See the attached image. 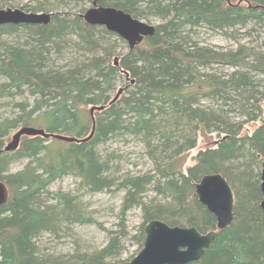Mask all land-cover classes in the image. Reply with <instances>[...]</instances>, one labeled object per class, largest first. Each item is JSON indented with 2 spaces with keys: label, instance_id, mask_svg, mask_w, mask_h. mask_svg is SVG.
Listing matches in <instances>:
<instances>
[{
  "label": "trees",
  "instance_id": "1",
  "mask_svg": "<svg viewBox=\"0 0 264 264\" xmlns=\"http://www.w3.org/2000/svg\"><path fill=\"white\" fill-rule=\"evenodd\" d=\"M97 4L160 23L153 36L133 49L104 26L88 23L85 7L67 9L69 0H27L21 6L27 12H51L48 24L0 25V108L12 112L0 111V180L9 189L8 201L0 206V264H107L119 259L127 236L124 214L137 206L143 222L133 238L141 247L146 224L158 218L196 226L202 233L218 231L202 259L187 264H264V40L219 48L196 37L207 28L232 36L245 30L264 39V0ZM6 35L15 38L5 41ZM111 36L125 42L126 50H117ZM120 81L126 85L113 100ZM26 93L33 97L31 107L25 98L16 100ZM94 105L104 108L94 111L89 140L25 135L16 150H3L11 130L36 118L41 120L37 127L48 132L87 137L93 118L84 110ZM200 131L224 137L199 150L184 169L180 157L197 146ZM127 139L144 144L153 169L124 171V155L111 142ZM23 160V169L11 172ZM208 173H221L234 192V219L225 229L217 228L215 215L196 193V184ZM64 176L79 180L77 192L52 188ZM105 191L125 192L120 230L111 232L100 249L81 250L75 241L74 251L53 252L47 242L73 237L76 227L95 222L83 198Z\"/></svg>",
  "mask_w": 264,
  "mask_h": 264
},
{
  "label": "water",
  "instance_id": "2",
  "mask_svg": "<svg viewBox=\"0 0 264 264\" xmlns=\"http://www.w3.org/2000/svg\"><path fill=\"white\" fill-rule=\"evenodd\" d=\"M83 16L88 23L104 26L108 31L117 34L128 43L130 49L136 47L145 37L153 36L156 31L155 25L136 18L122 9L100 6L97 4V0H94L93 5L85 11ZM51 18L52 13L49 12H27L20 8L0 9V25L6 23L48 24ZM122 91L123 88H120L113 100ZM103 108L104 105L91 107L93 128L87 137L78 138L48 132L43 128L22 126L14 133L12 140L3 150H16L25 135H41L45 138L56 137L66 141L89 140L95 130L94 111ZM261 190L263 193L261 207L264 208V162L261 171ZM196 193L199 201L215 215L218 229H225L232 223L235 196L228 180L221 173L205 174L196 184ZM8 199V186L0 180V206L5 204ZM145 232L144 245L137 255L128 261H110L107 264H187L201 260L206 249L210 247L218 233L217 230L202 233L196 226L170 225L158 218L147 223Z\"/></svg>",
  "mask_w": 264,
  "mask_h": 264
},
{
  "label": "rangeland",
  "instance_id": "3",
  "mask_svg": "<svg viewBox=\"0 0 264 264\" xmlns=\"http://www.w3.org/2000/svg\"><path fill=\"white\" fill-rule=\"evenodd\" d=\"M5 3L4 8H21L27 0H0V2ZM9 5H12L9 6ZM92 4L88 2H83L82 0H69V5L66 8H71L73 10L79 11L82 7L88 9ZM55 12V11H54ZM51 13V12H49ZM145 22L151 23L153 25H157L160 23L159 20H152ZM245 30H239L238 32H234V35H230L228 33L215 32L208 30L207 28H201L200 33L198 34L197 39L200 42L213 45L216 47L230 48L235 47L239 42L245 43L250 46L260 45L264 40L263 36H259L257 38L256 35H248L245 33ZM13 38L11 36H4L5 41H12ZM112 40H114L116 44L117 50H126V43L121 42L120 40H116L118 37L111 36ZM220 71L227 72L230 69L227 67H219L216 66ZM264 80V75L261 76ZM262 90H264V82L262 83ZM126 84L123 81L118 82L117 89L112 95L118 93L120 88H123ZM119 88V89H118ZM27 99L29 101V106L32 104L33 97L26 93L23 96H17L16 100L22 101L23 99ZM31 107V106H30ZM29 107V108H30ZM91 107H85L84 112L91 116ZM10 108L2 107L0 111L7 116L12 114ZM17 110V108H16ZM97 110V109H96ZM95 110V111H96ZM263 113H264V103H263ZM238 119V118H237ZM40 119H35V123H29L28 126L37 127L36 124H40ZM258 121L249 123V131L256 126ZM20 127L11 130L8 140L6 141V145L12 140L14 133L21 128ZM39 128V127H37ZM224 137V134H218L217 132L208 133L204 131L199 132L197 146L194 149L187 150L180 157L182 165L180 167L186 169L194 163V157L198 153L199 150L205 149L207 147H214L216 143L220 140V138ZM114 149H118L124 155L122 160V167L124 171H128L131 174H142L148 170L154 168V162L151 157L147 155V151L142 142L135 141L133 139H127L125 141H113ZM5 145V146H6ZM112 146V145H111ZM27 163L26 160L21 162H17L11 166V172H16L25 166ZM262 171V167H260V173ZM78 182L79 180L74 176H64L61 179H58L55 183L52 184V188L63 189L65 191H78ZM124 191H116V192H99L86 195L83 200L86 204H88L89 210L93 211V217L95 222L91 225L79 226L75 229V236H66L62 237L60 240H52L49 243V247L53 248V252L56 251L58 254H64L68 251H74L76 241L77 247L81 250H96L105 246L110 239L111 232H117L120 230V222L122 220L120 211L123 207L124 201ZM124 227L127 232V236L124 240V248L123 253L119 259L112 260L116 262L128 261L132 259L135 255L139 253L142 249L138 241L133 238L141 226L143 222V211L139 206L131 207L124 214ZM147 225V224H146Z\"/></svg>",
  "mask_w": 264,
  "mask_h": 264
},
{
  "label": "bare ground",
  "instance_id": "4",
  "mask_svg": "<svg viewBox=\"0 0 264 264\" xmlns=\"http://www.w3.org/2000/svg\"><path fill=\"white\" fill-rule=\"evenodd\" d=\"M0 9H6V8H0Z\"/></svg>",
  "mask_w": 264,
  "mask_h": 264
}]
</instances>
